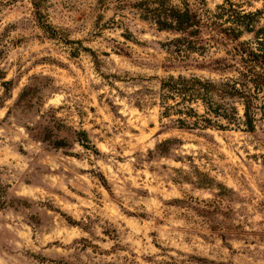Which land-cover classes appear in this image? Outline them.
Segmentation results:
<instances>
[{"label":"rangeland","instance_id":"rangeland-1","mask_svg":"<svg viewBox=\"0 0 264 264\" xmlns=\"http://www.w3.org/2000/svg\"><path fill=\"white\" fill-rule=\"evenodd\" d=\"M136 1L0 0V264H264V124L161 116L163 78L235 43L179 57Z\"/></svg>","mask_w":264,"mask_h":264},{"label":"trees","instance_id":"trees-1","mask_svg":"<svg viewBox=\"0 0 264 264\" xmlns=\"http://www.w3.org/2000/svg\"><path fill=\"white\" fill-rule=\"evenodd\" d=\"M239 1L224 0L214 12L208 10L205 14L194 9L190 0H137L133 3V7L142 10V17L154 22L160 31L175 34L167 45L173 47L179 57L193 53L203 55L214 41L225 46L235 43L233 49L227 51L232 52L231 60L217 58L211 66L220 73L219 78L179 73L161 80V116H176L174 122L180 129L236 127L255 131L259 123L264 124V0ZM257 1L262 2V7L249 9ZM40 23L52 37L56 35L50 24ZM245 35L250 39L242 40ZM76 133L83 146L91 145L87 131ZM177 141L175 138L164 140L158 148L164 154L169 145ZM64 143L58 140L57 146L63 147ZM3 204L0 192V207Z\"/></svg>","mask_w":264,"mask_h":264}]
</instances>
